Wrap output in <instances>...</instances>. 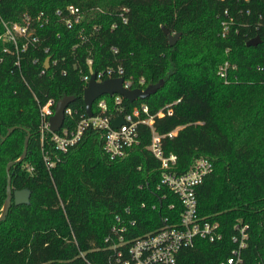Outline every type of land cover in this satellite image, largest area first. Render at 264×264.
I'll return each instance as SVG.
<instances>
[{"label":"trees","instance_id":"trees-1","mask_svg":"<svg viewBox=\"0 0 264 264\" xmlns=\"http://www.w3.org/2000/svg\"><path fill=\"white\" fill-rule=\"evenodd\" d=\"M252 1L257 6L244 16L236 13L246 7L241 0H0V20L19 22L22 15L39 12L47 17L36 28L41 42L22 54L18 67L2 54L0 44V136L14 126L0 138V208L5 164L20 155L26 133V155L8 172L11 190L30 192L28 204L11 202L0 221V264H112L114 256L103 239L114 215L126 222L125 234L136 236L158 228L163 217L174 220L180 211L176 197L159 183V162L147 149L150 128L144 124L137 126L138 143L119 160H109L99 133L86 129L62 160L46 170L37 102L73 97L62 123V128L72 129L84 112L80 75L88 73L86 57L92 58L95 72L120 66L133 88L162 79L143 99L122 98L123 113L144 103L148 114H154L178 100L170 114L153 118L157 134L177 128L171 137L161 138L163 153L176 155L175 173L185 171L199 155L212 163V171L196 189V211L218 222L222 238L213 243L195 240L193 248L180 251L177 264H217L228 255L236 222L249 227L243 264H254L256 254L264 255V30L240 27L224 38L218 34L225 8L237 22L251 23L257 11L264 12L261 0ZM69 4L78 7L83 18L67 28L63 18ZM122 8L125 23L120 22ZM93 26L97 30L91 32ZM161 26L179 33L172 45ZM255 35L261 41L246 46ZM45 57L56 64L41 74ZM225 59L236 64L227 84L216 74ZM99 98L114 111L112 96ZM49 136L44 134L42 147L56 153ZM168 203L174 209H168Z\"/></svg>","mask_w":264,"mask_h":264},{"label":"built area","instance_id":"built-area-1","mask_svg":"<svg viewBox=\"0 0 264 264\" xmlns=\"http://www.w3.org/2000/svg\"><path fill=\"white\" fill-rule=\"evenodd\" d=\"M261 1L264 6V0ZM241 2L246 4V7H239L236 12L238 15L249 16L253 11L251 6H257L252 0H241ZM125 11L126 9L122 8L119 13L120 22L122 23L126 22V17L123 13ZM65 12L66 15L63 21L67 28L79 23L83 18V13L72 4L65 7ZM221 13L218 31L221 38L226 37L231 31L237 33L240 27L252 28L254 31L264 30V21H261L264 18V12L257 11L256 19L251 23L235 21L227 8L223 9ZM55 14L61 15V12L56 10ZM46 22L47 17L43 16L41 12L35 16L24 14L19 22L0 20L1 52L11 57L12 66L18 67L22 54L29 49L38 47L41 39L36 33V28H41ZM114 26V23L110 25L111 28ZM91 30V32H94L97 27L93 26ZM78 35L80 40L85 39L81 30ZM227 49L225 48V52L228 51ZM47 50V47L42 49L45 53ZM111 50L112 53L116 52L114 47H111ZM1 59L2 56L0 57ZM91 62V57L85 58L88 73L80 75V79L84 83L87 82L89 75L94 73L96 81L122 77V86L127 89L133 88L131 87V81L123 77V70L120 66H107L95 72L91 70ZM50 64L55 65L56 60H50L49 58L46 68ZM46 68L43 66L40 73L42 74ZM235 69L236 64L225 59L218 64L216 74L224 84H227L231 80L230 75ZM61 73L65 74L64 69L61 70ZM142 83L143 78L140 77L138 84ZM111 96L114 111H109L106 100L98 97L93 101L95 112L91 111L89 116L83 112L79 115L72 129L62 128L61 125L59 130L55 132L49 130L48 123V118L53 113L55 102L51 98L46 99L42 104H39L37 100L36 102L38 103L39 111L38 131L41 158L47 171H50L51 168L59 163L62 160V155L81 140L86 129L96 130L99 133L102 151L109 160H119L125 157L128 150L138 143L137 126L144 124L150 128V139L147 149L159 162V183L164 185L176 197L180 211L174 220L170 221V218L163 217L162 224L158 228L136 236L125 234L127 232L126 222L120 215H114V221L109 228L108 234L103 239V242L107 244V249L111 250L114 256L112 264H177L176 259L180 251L186 248H193L195 240L202 239L210 243L221 240L222 234L219 230L218 222L199 216L196 211L195 192L213 169L210 159L203 155L196 156L191 160L185 171L175 173L173 167L176 155L163 153L161 138L164 136L171 137L175 134L177 128L161 135L154 132L152 128L153 118L170 114L171 105L178 100L165 104L154 114H148L147 106L144 103L134 105L123 113V107L121 106L123 97L118 94ZM65 114H70V109L67 106L64 109ZM118 115L122 116V123L118 127H114L111 124V120ZM46 132L50 133L48 140L56 153L49 152L42 147ZM27 171H31L30 166L27 167ZM167 208L174 209V204L168 203ZM128 222L132 225L134 221ZM248 228V224L241 222H236L232 225L233 233L230 236L231 247L228 255L219 260L217 264H243L245 250L249 241ZM254 264H264V255L256 254Z\"/></svg>","mask_w":264,"mask_h":264},{"label":"water","instance_id":"water-1","mask_svg":"<svg viewBox=\"0 0 264 264\" xmlns=\"http://www.w3.org/2000/svg\"><path fill=\"white\" fill-rule=\"evenodd\" d=\"M162 33L167 38L168 45H172L179 33H173L171 34L164 26H161ZM260 42V38L258 36H254L252 38H249L246 42V46H255ZM49 57H46L44 60V67H47ZM122 77H112V78H106L101 81L95 80V74L91 73L89 75V78L87 82L85 83L83 89H82V102L84 105V112L86 115H91V104L92 102L98 98L101 95H108L111 96L113 94H118L122 96L123 98L127 99L128 101H133L135 99H143L147 97L148 95L154 93L157 88L162 84V79H159L155 83L148 84L144 88H132L127 89L122 86ZM73 99L71 96L64 95L61 98H59L55 104L53 113L48 118L49 123V130L51 132L58 131L61 127L64 119V109L67 106V104ZM122 123V116L118 115L114 119L111 120V124L114 127H118ZM14 129V126L10 127L6 133L3 136H0L1 140H3L12 130ZM29 134L26 133V135L23 138L22 142V149L20 155L12 161H9L5 164L4 172H5V197L3 200V203L0 208V221H2L8 211V208L10 206V203L12 202L14 205H20V204H28L29 202V190L26 188L22 189H15L11 190L10 186V176H9V168L14 164L21 162L25 155H26V149H27V141H28Z\"/></svg>","mask_w":264,"mask_h":264},{"label":"rangeland","instance_id":"rangeland-1","mask_svg":"<svg viewBox=\"0 0 264 264\" xmlns=\"http://www.w3.org/2000/svg\"><path fill=\"white\" fill-rule=\"evenodd\" d=\"M171 34H173V32H171ZM4 167V166H3Z\"/></svg>","mask_w":264,"mask_h":264}]
</instances>
